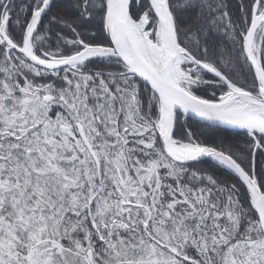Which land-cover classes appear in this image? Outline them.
Listing matches in <instances>:
<instances>
[{"label": "snow or ice", "instance_id": "1", "mask_svg": "<svg viewBox=\"0 0 264 264\" xmlns=\"http://www.w3.org/2000/svg\"><path fill=\"white\" fill-rule=\"evenodd\" d=\"M0 264H264V0H0Z\"/></svg>", "mask_w": 264, "mask_h": 264}]
</instances>
